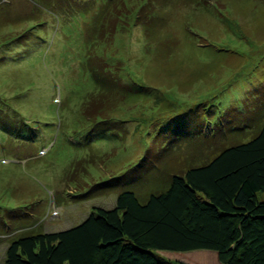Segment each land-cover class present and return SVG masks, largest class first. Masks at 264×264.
Listing matches in <instances>:
<instances>
[{
	"label": "rangeland",
	"instance_id": "1",
	"mask_svg": "<svg viewBox=\"0 0 264 264\" xmlns=\"http://www.w3.org/2000/svg\"><path fill=\"white\" fill-rule=\"evenodd\" d=\"M66 1L0 0V264L14 239L80 225L125 191L144 202L264 123V0H137L134 14L148 17L134 35L106 21L104 58L137 96L87 113L115 104L118 135L91 133L82 109L92 92L86 37L103 0ZM161 255L220 264L210 251Z\"/></svg>",
	"mask_w": 264,
	"mask_h": 264
},
{
	"label": "trees",
	"instance_id": "2",
	"mask_svg": "<svg viewBox=\"0 0 264 264\" xmlns=\"http://www.w3.org/2000/svg\"><path fill=\"white\" fill-rule=\"evenodd\" d=\"M131 1H100L91 21L97 32L86 37L92 92L86 94L82 109L93 134L118 135L125 130L111 114L116 103L137 96L132 80L123 81L120 63L108 64L104 58L113 42L106 21L115 20L118 32L134 35L139 18L148 17L144 10L134 14L132 4L137 0ZM96 59L104 64L92 65ZM151 91L158 92L159 99L164 94L155 87ZM97 101L115 104L110 113L106 109L87 113ZM117 197L114 208L94 207L87 219L68 230L14 239L4 264H170L163 252L193 251L214 252L220 264H264V123L250 141L219 150L207 163L172 173L168 187L146 201L132 191Z\"/></svg>",
	"mask_w": 264,
	"mask_h": 264
},
{
	"label": "snow or ice",
	"instance_id": "3",
	"mask_svg": "<svg viewBox=\"0 0 264 264\" xmlns=\"http://www.w3.org/2000/svg\"><path fill=\"white\" fill-rule=\"evenodd\" d=\"M5 120V111L3 108H0V123H3Z\"/></svg>",
	"mask_w": 264,
	"mask_h": 264
}]
</instances>
